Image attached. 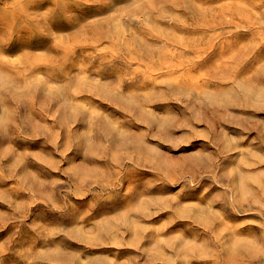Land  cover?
Listing matches in <instances>:
<instances>
[{
    "label": "rangeland",
    "instance_id": "rangeland-1",
    "mask_svg": "<svg viewBox=\"0 0 264 264\" xmlns=\"http://www.w3.org/2000/svg\"><path fill=\"white\" fill-rule=\"evenodd\" d=\"M0 264H264V0H0Z\"/></svg>",
    "mask_w": 264,
    "mask_h": 264
}]
</instances>
